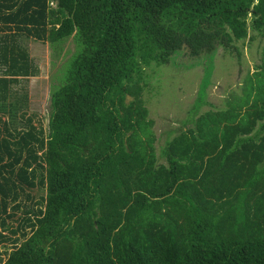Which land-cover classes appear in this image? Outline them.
Segmentation results:
<instances>
[{"label":"trees","instance_id":"obj_1","mask_svg":"<svg viewBox=\"0 0 264 264\" xmlns=\"http://www.w3.org/2000/svg\"><path fill=\"white\" fill-rule=\"evenodd\" d=\"M249 18L264 37V0H0V241L26 237L3 264H264V107L197 117L159 164L143 100L145 68L229 49ZM23 37L75 43L48 133L26 111L12 129L39 76Z\"/></svg>","mask_w":264,"mask_h":264},{"label":"rangeland","instance_id":"obj_2","mask_svg":"<svg viewBox=\"0 0 264 264\" xmlns=\"http://www.w3.org/2000/svg\"><path fill=\"white\" fill-rule=\"evenodd\" d=\"M249 26L248 37L235 41L229 49L219 46L214 55L197 59L188 57V52L183 49L171 57L169 65L159 66L153 62L150 68H145L143 100L149 120L154 122L153 132L157 139L154 144L159 164L167 163L162 156L166 141L180 130L194 127L197 117L212 113L220 115L222 122L228 123L257 101V107H264V77L256 82L264 70V37L261 31L252 29L250 19ZM20 42L39 68V76L13 86V96L7 105L10 107L19 102L24 109L17 111L12 119V129L20 130L26 126L27 121L22 118L26 111L28 118L34 119L36 126L48 133L52 115L51 96L61 86L75 52V43L73 37L58 48L49 42L24 37ZM132 102V98H127V105ZM224 114L229 117L222 116ZM185 122L188 123L182 125ZM263 124L264 120L260 121L256 130L264 133ZM28 193L32 200L27 195L22 196L23 208L15 211V218L25 217L24 210L28 208H38L46 189L39 185L35 190L28 189ZM10 221L15 228L17 222ZM4 232L11 240L0 241V264L26 239L20 234L13 236L8 231Z\"/></svg>","mask_w":264,"mask_h":264},{"label":"flooded vegetation","instance_id":"obj_3","mask_svg":"<svg viewBox=\"0 0 264 264\" xmlns=\"http://www.w3.org/2000/svg\"><path fill=\"white\" fill-rule=\"evenodd\" d=\"M250 19V18H249ZM251 20V19H250ZM216 52V51H215ZM215 52L213 53V54H209V53H205V54H203V55H201L200 57H193V56H190V55H188V57H190V58H201V57H203V56H205V55H209V56H211V55H214L215 54ZM128 98V97H127ZM131 98V97H130ZM133 99V98H132ZM133 101H134V99H133Z\"/></svg>","mask_w":264,"mask_h":264},{"label":"water","instance_id":"obj_4","mask_svg":"<svg viewBox=\"0 0 264 264\" xmlns=\"http://www.w3.org/2000/svg\"><path fill=\"white\" fill-rule=\"evenodd\" d=\"M128 98H130V97H128Z\"/></svg>","mask_w":264,"mask_h":264}]
</instances>
